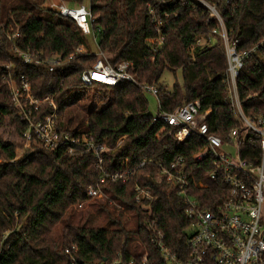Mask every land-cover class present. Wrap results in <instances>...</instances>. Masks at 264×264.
<instances>
[{
  "label": "trees",
  "instance_id": "1",
  "mask_svg": "<svg viewBox=\"0 0 264 264\" xmlns=\"http://www.w3.org/2000/svg\"><path fill=\"white\" fill-rule=\"evenodd\" d=\"M46 1L0 0V128L10 122L21 139L24 126L17 118L9 86L18 84L22 75L33 97L49 96L58 105L60 129L88 133L95 142L110 148L104 154V170H132L143 159L165 166L181 155L194 172L200 165L192 155L202 142L192 137L177 145L170 139L166 126L152 121L140 85H154L157 103L166 111L198 100L203 110H210L207 123L218 136L233 126L225 100L224 49L219 38L211 35L215 22L207 11L189 0H88L93 28L100 29L97 49L113 66L131 62L130 74L138 84L121 81L114 86L84 87L79 74L95 62L97 55L87 50V39L75 23L48 9ZM64 1L71 6L85 4L84 0ZM159 1L168 13L162 21L160 44L148 41L156 38V31L146 8L149 3L158 11ZM215 1L229 38L237 39L239 49H248L263 39L264 0ZM16 27L19 36L12 43L1 31L10 32L9 28ZM211 36V43H196ZM14 46L43 56L57 52L63 59L77 47H83L85 53L65 60L50 72L23 64ZM5 65L10 68L5 69ZM165 69H179L181 84L175 83L171 90L164 88L159 81ZM237 86L243 110L260 111L264 105V42L245 59ZM78 89L85 101L66 100L70 92ZM47 112L48 106L43 105L39 116ZM162 127L164 130L156 137ZM121 137L122 142L116 146ZM17 147V142L5 140L0 134V264H71V254L76 264H100L103 259L114 260L118 253L124 261L147 253L161 262L149 242L147 220L154 219L171 250L178 255L185 251L183 230L188 220L184 205L174 185L151 179L154 167L144 165L126 181L105 183L104 191L112 204L93 200L89 209L78 211L77 202L85 199L88 185L99 176L93 155H67L60 150H45L36 143L31 145L33 150L17 159ZM204 169L197 176L207 185L201 190V204L212 208L223 198L219 189L224 188L208 180L209 167ZM135 184L149 186L156 197L149 215L134 201ZM101 214L107 225L96 222ZM72 246L76 252L66 253Z\"/></svg>",
  "mask_w": 264,
  "mask_h": 264
},
{
  "label": "built area",
  "instance_id": "2",
  "mask_svg": "<svg viewBox=\"0 0 264 264\" xmlns=\"http://www.w3.org/2000/svg\"><path fill=\"white\" fill-rule=\"evenodd\" d=\"M194 6L203 7L209 17L215 22L211 35L219 38L225 55V100L234 124L223 136L210 131L207 123L210 110H203L198 100L184 102L171 111L163 110L157 103L158 113L152 121L162 122L167 128L166 135L177 145L195 137L202 143L193 153L192 159L200 165L191 172L181 155L174 156L171 161L162 166L151 159H143L134 169H121L108 172L104 170V154L110 150L105 143H97L88 133H79L60 129L58 105L45 96L37 99L31 95L29 82L21 75L18 84L9 86L13 106L17 109V118L23 124L21 140L27 147L40 145L45 150L63 151L67 155L77 152L91 153L99 176L95 183L88 185L85 199L77 202L81 208L91 200L113 201L104 191V184L109 181H126L132 172L144 165L156 169L151 175L155 183H169L175 186L176 194L184 205V213L188 225L183 230L185 251L180 255L172 251L167 243L165 233L158 227L156 220L149 221V242L154 251L159 254L161 262H157L146 254L139 258L130 257L124 261L118 253L112 261H102L100 264H264V105L260 111L246 113L239 98L237 80L243 68L244 61L256 53L263 44V39L248 49H239L237 39H230L217 8L215 0H189ZM159 1L157 11L147 3V14L154 25L156 38L148 41L162 43L160 30L162 21L168 13L162 10ZM46 7L56 12L60 17L72 20L81 34L97 46L99 28H93V17L86 4L71 6L64 0H47ZM159 11H162L159 15ZM10 32H1L5 38L14 43L19 36L18 27L9 28ZM212 36L201 42H212ZM21 62L31 67H43L52 72L61 67L65 60H71L77 54L85 53L83 47H77L66 59L52 52L43 56L38 51H22L13 48ZM155 51V49H153ZM95 62L82 70L79 81L84 87L93 84L114 86L121 81L136 83L130 74L132 63L121 61L114 66L109 64L107 56L98 49ZM9 69L8 65L4 66ZM138 84V83H136ZM140 85V84H139ZM143 92H149L156 97L157 88L152 84L140 85ZM48 106V112L42 116V106ZM164 130L162 127L156 137ZM123 137L119 138V146ZM208 166L207 178L223 186L221 201L212 208L201 204L202 189L207 185L197 176L204 173ZM148 176V175H147ZM218 191V190H217ZM134 201L141 209L150 214L156 197L149 186L135 184L133 188ZM76 252L72 246L66 253ZM71 254V253H70ZM71 264H76L71 254Z\"/></svg>",
  "mask_w": 264,
  "mask_h": 264
},
{
  "label": "rangeland",
  "instance_id": "3",
  "mask_svg": "<svg viewBox=\"0 0 264 264\" xmlns=\"http://www.w3.org/2000/svg\"><path fill=\"white\" fill-rule=\"evenodd\" d=\"M83 2L85 4H87L88 0H84ZM86 39H87L86 44H88L87 50H89L91 52H96L97 47L94 44L90 43V40L88 38H86ZM159 82L164 88L171 90L175 83L181 84V72H180V70L177 69L175 71H171L169 69H165L161 75ZM80 91L81 90L78 89V90L70 92L67 95L66 100L70 101L72 99H77L79 102H82L84 100V97L79 94ZM144 97L148 102L149 113L153 116H156L158 113V108H157L158 106H157L156 97L149 92H144ZM0 134L5 140L17 142V144H18V147L16 148L17 159L22 158L27 153L28 150L29 151L33 150V149H31V147H27L23 143V141L17 137V135L15 134V132L13 130V125L10 122H5V124L0 128ZM92 202H93V200L87 201L84 203V205L81 208L76 207L77 208L76 210L85 211V210L89 209V204ZM96 222L100 225H107L106 220H104V217L102 216V214L100 216H98V218L96 219ZM132 225H133V223H132Z\"/></svg>",
  "mask_w": 264,
  "mask_h": 264
},
{
  "label": "water",
  "instance_id": "4",
  "mask_svg": "<svg viewBox=\"0 0 264 264\" xmlns=\"http://www.w3.org/2000/svg\"><path fill=\"white\" fill-rule=\"evenodd\" d=\"M105 259H103V261H104Z\"/></svg>",
  "mask_w": 264,
  "mask_h": 264
}]
</instances>
